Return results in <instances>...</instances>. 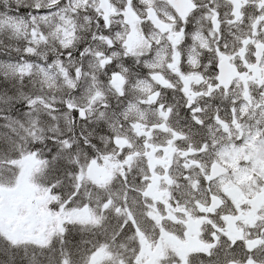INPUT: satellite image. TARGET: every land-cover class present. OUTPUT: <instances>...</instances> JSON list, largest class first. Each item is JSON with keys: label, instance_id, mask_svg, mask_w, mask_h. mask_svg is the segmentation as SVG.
<instances>
[{"label": "snow or ice", "instance_id": "obj_1", "mask_svg": "<svg viewBox=\"0 0 264 264\" xmlns=\"http://www.w3.org/2000/svg\"><path fill=\"white\" fill-rule=\"evenodd\" d=\"M0 264H264V0H0Z\"/></svg>", "mask_w": 264, "mask_h": 264}]
</instances>
